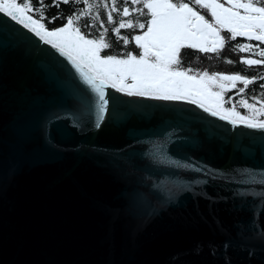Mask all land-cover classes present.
Masks as SVG:
<instances>
[{
	"label": "water",
	"instance_id": "obj_1",
	"mask_svg": "<svg viewBox=\"0 0 264 264\" xmlns=\"http://www.w3.org/2000/svg\"><path fill=\"white\" fill-rule=\"evenodd\" d=\"M48 48L0 15V264H224L210 242L219 246L222 228L235 232L236 220L251 219L247 206L237 210L240 198L233 193L240 185L209 178L210 199L183 192L163 204L132 203L128 193L148 175L146 166L166 170L169 184L178 171L185 181L198 177L157 163V146L166 158L183 162L188 155L221 169L258 166L259 147L223 131L210 137L208 127L231 126L186 101L113 90L124 101L119 119L107 117L100 129L85 131L70 118L46 126L50 112L75 103L63 83L71 66L63 57L66 67L53 62ZM170 124L187 125L177 136L198 129V142L178 145L173 137L165 144ZM253 147L254 154L244 151ZM255 219L261 229L264 216ZM251 244L252 256L228 249L231 264H264L259 238Z\"/></svg>",
	"mask_w": 264,
	"mask_h": 264
},
{
	"label": "snow or ice",
	"instance_id": "obj_2",
	"mask_svg": "<svg viewBox=\"0 0 264 264\" xmlns=\"http://www.w3.org/2000/svg\"><path fill=\"white\" fill-rule=\"evenodd\" d=\"M74 2H82V7L67 15L61 10L48 16V5L44 0H35V3L33 0H0V15L26 30V34L31 33L37 44L49 46L53 62L66 67L59 60L63 57L71 66L63 83L75 103L50 112L45 117L46 126L53 120L70 118L80 131L89 127L100 129L107 117L119 119L122 116L117 109L124 101L113 91L162 101H186L231 126L222 130L208 127L210 137L218 131L230 134L233 139L247 136L249 143L257 145L264 157V98L244 95L249 85L257 80L262 81L259 87L264 90V76H248L240 72L209 73L181 65V50L184 48L217 53L227 40L241 37L246 38V42L235 44V48L250 55H242L240 62L249 67H264V0H193L194 5L207 10L210 18L185 0H124L122 6H118V0H51V5L59 8L61 3L69 5ZM143 16L147 19H139ZM84 18H88V23H81ZM57 20L63 22L55 24ZM94 26L98 35L91 34ZM109 26L124 45L119 52H106L112 48L106 39ZM122 29L132 30L133 34L130 37L123 35ZM130 43H134L138 51H125ZM240 108L244 111L241 112ZM93 114L94 121L91 119ZM191 115L195 120L200 119L196 113ZM238 126L260 130V133L240 132ZM168 127L172 131L164 133L165 144L173 137L178 145L198 142V129L191 135L177 136V130L184 132L187 125L170 124ZM244 151L254 154L256 148H244ZM157 154L158 157L154 156L157 163L195 172L198 177L185 181L178 171L174 173L178 179L169 184L162 178L166 170L157 172L146 166L148 175L140 176L136 187L128 193L132 203L148 204L151 200L171 203L173 196L183 192L209 198L205 191L209 178L240 185L233 193L240 198L237 210H244L247 206L251 219L247 223L236 220L235 232L222 228L225 239L219 246L210 242V247L214 254L223 256L224 264H231L230 248L244 250L252 256L254 246L251 242L259 238L264 249V226L257 229L255 219L257 213L264 216V158L258 166L221 169L193 161L188 155L182 158L183 162L166 158L161 146H157ZM256 185L260 187H252Z\"/></svg>",
	"mask_w": 264,
	"mask_h": 264
},
{
	"label": "flooded vegetation",
	"instance_id": "obj_3",
	"mask_svg": "<svg viewBox=\"0 0 264 264\" xmlns=\"http://www.w3.org/2000/svg\"><path fill=\"white\" fill-rule=\"evenodd\" d=\"M190 5L194 6L198 11H201L202 14L206 16V18H210L207 10L200 9L198 5H194L190 1ZM145 20L146 16H143ZM132 33V30H129ZM246 42V38L237 37L235 40H227L225 46L220 49L217 53H201L198 49H190L184 48L181 50V65L185 68H191L195 70H207L209 73L211 72H226L225 67L227 63H232L235 68H241V70L245 71V66L240 62V57L246 56L247 52L241 53L235 48V44ZM257 43V42H252ZM135 46V44L133 43ZM136 47V46H135ZM232 58L230 60V58ZM230 94V93H228ZM247 97V90L244 94ZM235 99V97H234ZM241 112L244 111L243 108L239 109Z\"/></svg>",
	"mask_w": 264,
	"mask_h": 264
},
{
	"label": "trees",
	"instance_id": "obj_4",
	"mask_svg": "<svg viewBox=\"0 0 264 264\" xmlns=\"http://www.w3.org/2000/svg\"><path fill=\"white\" fill-rule=\"evenodd\" d=\"M191 0H185V2H188L190 4ZM33 2L35 3V0H33ZM91 2V0H90ZM124 0H118V6H122L123 5ZM44 3L46 5H48V7L46 8V14L48 16H51L53 14H55L57 11H63L65 15L69 14L71 11L73 10H79L82 7V2H74L71 3L69 5H64L63 3L60 4L59 8L52 6L51 5V0H44ZM100 14L103 17L104 16V10L103 7L100 8ZM139 19L141 20H145L144 17H139ZM62 20H57L54 23L55 24H60L62 23ZM82 24H86L88 23V18H84L81 21ZM49 26H52L51 24ZM84 31H88L87 29H82ZM124 30V29H122ZM126 32H128V34H131V32L129 30H126ZM92 35H98V31L96 29V27L94 26L92 31H91ZM106 39L109 41L110 44H112V48L114 47H118V45L120 44L119 41L116 40V37L114 36V34L111 32V26H109V31L106 34ZM109 49V50H113V49ZM128 48H131V46L129 45ZM109 50H106V52H108ZM247 55H250V53H247ZM230 58V57H229ZM254 58H259V57H254ZM232 58H230L231 60ZM228 71L231 72H240L241 74L244 75H248V76H253V75H261L264 76V67H259V66H245V71L243 72L241 70V68H235L234 65L232 63H227L226 64ZM226 68V69H227ZM262 81L257 80L255 81L253 84L249 85V87L247 88V97H251L252 95H260L262 98H264V90L260 89L259 85Z\"/></svg>",
	"mask_w": 264,
	"mask_h": 264
},
{
	"label": "rangeland",
	"instance_id": "obj_5",
	"mask_svg": "<svg viewBox=\"0 0 264 264\" xmlns=\"http://www.w3.org/2000/svg\"><path fill=\"white\" fill-rule=\"evenodd\" d=\"M191 3H193V0H191ZM122 34L123 35H127V36H131L133 34V32L131 34H128V32H126V30H121ZM117 40V39H116ZM118 41V40H117ZM119 45L118 47L116 48H112L113 50H109L111 52H119L121 48H124V45L119 41ZM131 46V48H128V46ZM126 48H125V51H138L137 48L133 45V43H130ZM246 56H247V53H246ZM227 67H225L224 70H226ZM226 72H229L228 70H226ZM230 73V72H229ZM247 90V89H246ZM251 102V101H250Z\"/></svg>",
	"mask_w": 264,
	"mask_h": 264
}]
</instances>
